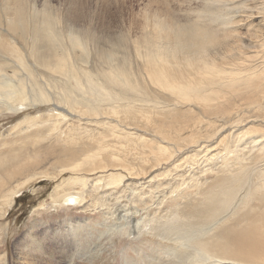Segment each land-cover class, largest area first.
<instances>
[{
    "label": "bare ground",
    "instance_id": "obj_1",
    "mask_svg": "<svg viewBox=\"0 0 264 264\" xmlns=\"http://www.w3.org/2000/svg\"><path fill=\"white\" fill-rule=\"evenodd\" d=\"M210 2L212 7L203 11L205 13L198 21L177 24L160 19L149 23L151 28L144 25L142 34L132 40L134 54L137 59L143 60V66L116 63L110 65L109 75L100 74L99 78L109 80L110 86L117 83L114 78L121 76L123 81L113 95L105 92V99L101 100L110 106L101 108L94 105L90 98L82 101L75 94V89H83L90 96L95 94L98 100L100 99L94 89L95 69L90 61V53H95L96 49L93 45L91 51L81 42L86 37L93 39L94 35L89 26H73L66 21L69 18H65L60 28L57 19L49 11H32L29 7L15 4L14 1L13 4L11 0H0V26L5 27L9 36L4 41L0 40V57L6 60L14 54V59L20 60V64L24 66L21 74L1 73L0 70V114L7 110L17 112L38 103L52 104L53 111H56L54 117L50 116L47 121L43 119L38 122L47 124L46 136L57 135L61 131L69 140L59 147L36 149V152L31 154L18 153L14 157L9 155L0 160V207L4 204L2 202L11 201L9 196L39 178L44 163L48 160L62 170L75 173L82 170L93 173L120 169L121 171H111L109 174L106 185L112 190L106 191V195L116 194L115 190L122 184L131 185L132 190L139 191V196L143 197L147 194L143 190L148 187L147 205L157 201V209H160V203H164L158 196L161 193L164 195L161 197L165 198L168 192L172 195L183 185L188 186L186 189L196 187L198 192L189 196L186 203H175L173 210L170 209V215H167V211L160 217L156 212L153 216L148 214L147 217L135 219L132 228L129 222L131 214L129 217L126 215L129 213V205L126 212L124 206L122 205V208L120 205L118 208H122L125 214L119 219H126V222L124 220V223L113 224L115 228H109L106 232L114 234L116 229V232L137 234L139 237L143 236V233H151L174 242L177 246L166 251H171V260L160 264H264V133L253 134L251 130L254 129H250L251 126L248 130L235 129L241 125V108L229 109L223 106L225 95L237 92L238 89L247 88L257 95L264 94V1ZM255 19L259 20V25L254 23ZM245 22L250 24L247 25L248 34L243 35L238 27L243 26ZM254 37L256 42L251 40ZM13 40L24 46L22 53L16 48ZM49 41L54 45L50 46ZM78 52L81 55L77 56ZM78 62H84L86 66L78 65ZM39 68L42 72L38 71ZM140 69L154 86V97L148 94L149 90L144 81L138 78ZM39 75L43 79L44 75L47 76V80L40 81ZM56 77H64L69 86L57 83ZM84 81L87 82L86 85L83 84ZM44 84L50 90L55 86L60 93H48ZM30 87L36 89L35 97H31ZM135 102L150 103L159 115L174 111L173 116L177 121L183 119L175 112L176 109L189 102L198 117L194 123L181 125L189 132L180 139L167 137L161 126L163 124H159L160 126L151 132L148 130L152 127L147 126L142 130L140 128L143 123H133L135 128L131 129L138 135L136 140L129 139L128 134L125 137L121 134L115 136L116 133L113 132L117 137L115 140L123 138L121 140L127 141H122L125 145L122 142L119 145H104L92 141L76 148L77 146H71L75 144L71 142L79 130L78 126L70 124L67 125V130L60 128V123L66 121L69 116L82 119L85 117L89 121L93 119V122L100 123L99 118L102 116L109 118L123 111L130 113V104ZM230 107H234V104ZM256 110L264 111V101H257L255 106L252 105V112ZM155 112L153 113L156 114ZM220 112H226L222 118L228 123L230 131L215 143L209 129L217 128L216 121L219 120L211 118ZM148 116L149 114H145L142 119ZM36 118L37 116L24 122L33 125L37 122ZM112 121H103L101 124H108L107 126L115 132L118 127L123 126L111 124ZM250 121H256V118ZM126 127L130 128L128 125ZM221 130L222 128L217 129L216 133ZM79 131L87 135L92 130L85 126ZM106 138L107 135L102 136V133L97 136L98 141ZM121 146H125L127 151L130 150L128 157L135 161L117 156V149ZM112 149L116 152L108 153V150ZM231 156H234V159L229 161ZM102 162L109 163L103 166ZM189 163L198 164L201 170L197 168L194 172L186 169L185 165ZM207 171L217 172V177L211 180L202 179L201 176ZM161 176L162 179L170 177L171 180L158 182ZM85 178L74 177V187L70 185L71 188L69 186L65 192L57 193L53 196V201L58 203L65 200V204L75 203L87 208L90 205L85 203L87 196H91L93 188H98L96 182L91 184L90 188ZM152 182L156 186H152ZM100 202L101 200H96L91 205L96 207ZM142 206H145V202ZM156 218L160 221L157 222ZM65 223H68L64 226L67 232H58H65L66 236L89 226L86 221L78 218H68ZM100 233L103 235L105 231ZM31 236L28 232L25 238L18 241L16 249L19 258L29 247L26 240H33ZM74 236L78 239V234ZM48 237L46 235V238ZM39 238L38 236V240ZM65 240L69 238L65 237ZM44 242L48 244L46 240ZM36 245L38 244L35 243L33 247ZM138 250L139 253L143 252L142 248ZM141 255L146 264H150L153 258L161 259L155 255ZM55 262L58 264V261ZM18 264L23 263L19 261Z\"/></svg>",
    "mask_w": 264,
    "mask_h": 264
},
{
    "label": "rangeland",
    "instance_id": "obj_2",
    "mask_svg": "<svg viewBox=\"0 0 264 264\" xmlns=\"http://www.w3.org/2000/svg\"><path fill=\"white\" fill-rule=\"evenodd\" d=\"M13 1L15 4L23 5L25 8L29 7L32 11L51 12L57 19L58 26L60 28L62 27V23L65 18H69L66 19V21L71 23L73 26H89V29L93 33L94 37L93 39L86 37L85 40L81 42L87 45L91 51L93 45L96 49L95 53L93 51L90 53V61L92 62V66L95 69L94 89L100 99L98 100V97L95 94L90 96L89 94L85 93L83 89H75V94L76 97L82 101H86L90 98L94 105H99L101 108H107L110 106L109 103L105 105L101 100V98L105 99V92H109L111 95H113L114 92L117 91V89L123 84V81L121 76L117 79L114 78V81L117 80V83L115 82V85L110 86L108 84L109 80L105 81L99 78L100 74L105 73L109 75L111 70L110 65L116 63H124L127 65L134 64L136 67L143 66V60L137 59L136 55L134 54L135 49L134 45L132 44V40H134L137 35L140 36L142 34V27L144 25L151 28L152 25H149V23H155L160 19L170 21L171 23L187 24L188 22L190 23L193 21H198L201 15L205 13H203V11H207L210 7H212V3L210 2L212 0H11L12 3ZM205 1L207 3H205ZM254 23L259 25V20L255 19ZM249 24L250 23L246 22L243 23V26L241 25L238 27V30L243 35L248 34L247 27ZM124 35H127V37L124 38ZM7 36L8 32L6 31L5 27L0 26V40L4 41L9 37ZM121 37L124 39H121ZM251 40L253 42L257 41L255 37L251 38ZM13 41L14 45H16V48H18L22 53L24 46L20 45L18 41ZM49 45L53 46L54 44L49 41ZM83 53L86 54L87 52ZM76 54L77 56L81 55L80 52ZM13 56L6 60H4L3 57H0L1 73H22V68H24V66L20 64V60L14 59ZM83 56L87 57V55H82V57ZM78 65L83 66L84 62H78ZM38 71L42 72V69L39 68ZM44 77L45 78L43 79L39 75L40 81H46L47 76L44 75ZM138 78L141 81H144L146 87L149 90L148 94L154 97V86L147 79L146 74L142 69H140ZM56 80L57 83L61 85L69 86L68 81L64 77H56ZM40 83L42 84V82ZM83 84L86 85L87 82L84 81ZM44 85L47 88L48 93H60V90L55 86L52 88V90H50L46 84ZM30 91L31 97H35L37 94L36 89L30 87ZM257 101H264V94L257 95L247 88L238 89L237 92H230L225 95V99H223L224 108L234 109L236 107L241 108L240 113L245 112L244 114L239 113V116L242 117L240 123L241 125L235 129L241 128L248 130V127L251 126L250 129H254L251 130L253 131V134L264 133V111L256 110L252 112V105L255 106ZM133 103L130 104V113L123 111L118 115L110 116L109 118L108 116H102L99 118L100 123L93 122V119H90V117L89 121L85 117L82 119L78 116H69L66 121L60 123V128L67 130V125L73 124L74 126H78L79 130L81 127L85 128V126L92 130L91 133L87 135L81 134L83 131L77 130V133H75V137L73 139L77 142H71L75 143L71 146H77L76 148H79L81 145L91 143L92 141L104 145L108 143H116L119 145L122 141H126L125 139L121 140L123 138H118L120 141L118 139L115 140L117 138L115 136L120 134L121 136L124 135V137L128 134L130 135H127L129 139L136 140V136L138 135H135L134 132L136 133V131L131 129V127H134V125H132L133 123L138 125L143 123L142 128H140L142 130H145L147 126L149 128L152 127L151 130H148L151 132H153V129L158 128L160 126L159 124H163L161 126L167 137L180 139L189 132L188 129H183L181 125L194 123L198 117L195 111H193L194 107L189 102L181 105L175 111L178 112V114L182 117L183 120L180 121H177L173 116L174 111L159 115L155 112L156 108L151 106L150 103ZM231 104H234V107H230ZM53 108L54 107L52 104L38 103L36 106L26 107L23 110H19L17 112H10V110L2 112L0 114V160L6 159L9 155H13L14 157V155L18 153L26 154L28 152L31 154L36 152V149L42 150L50 146L59 147L66 144L69 140L66 138L64 132L60 131L57 135L52 134L46 136L45 134L48 133L46 127L47 124L38 122V120L42 121L44 119V121H47L48 118L50 119L51 117H54L56 111H53ZM225 113L220 112L218 115L211 118L219 120L216 121V129H209V134L212 136L211 138L215 143H217L230 131L228 123H225V119L222 118ZM145 114H149L148 118L142 119L143 115ZM36 116L37 125L35 123V125H31L24 122H27ZM117 117L120 119H117ZM253 118H256V121L249 122V120ZM103 121H112L111 124H120L123 126L118 127L119 131L117 130L115 132L113 128L110 129L109 126H107L108 124L102 125L101 122ZM125 124L130 128H127ZM28 125H30V127ZM43 128L45 129V132H43ZM219 128H222V130L216 133L217 129ZM123 129L126 131V133L123 131ZM101 133L102 136L107 135V140H97V136L99 134L101 135ZM141 144L143 145L144 143L141 142ZM126 147L128 148L129 145ZM124 148L125 146H121V148H119L120 154L122 156L118 154L119 150L114 148L117 149V156L122 158L124 157L126 160L135 161L134 159L128 157L130 150L127 151V148ZM190 150L192 151V149ZM114 152L116 151L113 149L108 150V153L114 154ZM232 159H234V156H231L228 160L231 161ZM108 163L109 162H102V165L104 166ZM197 165L198 164L190 165L189 163L185 166H187L186 169L195 172L197 171V168L198 170H201V166ZM213 166L216 165L213 164ZM111 171L116 172L121 170L115 169ZM111 171L92 173L90 171L87 172L82 170V172L78 171V173H75L69 170H62L58 168L55 163L50 160L46 161L44 163V167L41 170V175L39 178H36V180L31 182L28 186L19 189L16 193L9 196L11 203L2 202L4 204H2L0 207V264H18L19 261L23 264H56L55 261H58V264H146V262L141 257L142 253L145 256L155 255L156 258H161L160 260L153 258V261H151L150 264H160L163 261L171 260V251L169 253L166 251H168V248H173L177 245L175 246L174 242L172 243V241L163 239L157 234L153 235L151 233H143V236L139 237L137 234L133 235L122 231L120 233L116 232V229L114 234L106 231L110 230L109 228H115L112 226L113 224L124 223V220L126 222V219L120 220L119 218L125 214L129 207V213H126V215L129 217L131 214L129 217L131 228L132 224L135 223V219L137 220L141 217L143 218L149 215L153 216L155 212L158 217L163 215L166 211L167 215H170L171 210H173V208L176 206L175 203H186V200L189 196L197 194L198 188L192 187L186 189L188 186L183 185L180 190H177L172 195L168 192L165 198L161 197L164 196L162 193L161 195L159 194L158 196H160V201L162 202L163 199L164 203H160L161 207L160 209H157V201L154 202L155 204L150 202L147 205V202L149 201L148 187L144 188L143 192H147V194L143 197L139 196V191L134 192L131 185L123 186L122 184H120V186L115 190L116 194L114 193L111 196L106 195V191L111 192L112 190V188H107L108 186L106 185ZM210 172H204V175L201 176V178H207L206 180H211L213 177H217V172ZM73 176H78L80 178L86 177L85 179L87 184L90 185V188H92L91 184H95V182L97 183L96 188L98 189L93 188V191H91V196H87L86 198L85 203L86 205L90 204V207L87 206V208H82V205L75 203L65 204L63 203L65 200H60L58 203L53 201V196H56L57 193L65 192L67 189H69L70 185L74 187ZM100 176L102 177L100 178ZM168 180H171L170 177H164V179H162L161 176L157 181L164 183V181L167 182ZM190 181L191 180H189V182ZM152 186H156L155 183H153ZM176 193L179 194L176 195ZM93 199L95 200L93 201ZM116 199H118V202L114 201ZM96 200H101V202L99 205H96V207H93L91 204ZM143 202H145V206H142ZM120 205L124 206V208L122 206V208L125 210L124 213L123 209L120 208ZM118 206L120 207L118 208ZM68 218L82 219L86 221L89 226L85 227L81 231H78L77 233L66 236L65 232L67 231L65 230L64 226L68 224L65 223ZM156 221L159 222L160 220L156 218ZM58 230L65 232L61 233L60 231L58 232ZM101 231H105V233L102 235L100 233ZM28 232H30V234L33 236V240L32 238H30L32 241L26 240V243H28L29 247L22 253V257L19 258V252H17L16 249L18 248V241L25 238ZM74 234H78V239L74 236ZM46 235L49 237L46 238ZM38 236L40 237L39 240ZM65 237L69 238V240L66 241ZM45 240L48 244L44 242ZM35 243L38 245H36L34 248L33 246ZM38 246L41 248H38ZM139 248L143 249L142 253L138 252ZM52 255H54L53 258ZM134 260H136V263H134Z\"/></svg>",
    "mask_w": 264,
    "mask_h": 264
}]
</instances>
